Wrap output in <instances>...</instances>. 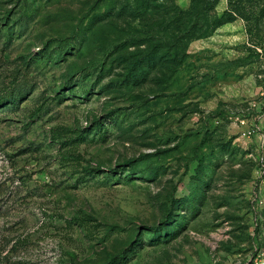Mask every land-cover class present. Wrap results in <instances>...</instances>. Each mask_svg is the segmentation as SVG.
Listing matches in <instances>:
<instances>
[{
  "label": "rangeland",
  "instance_id": "rangeland-1",
  "mask_svg": "<svg viewBox=\"0 0 264 264\" xmlns=\"http://www.w3.org/2000/svg\"><path fill=\"white\" fill-rule=\"evenodd\" d=\"M261 259L264 0H0V264Z\"/></svg>",
  "mask_w": 264,
  "mask_h": 264
},
{
  "label": "trees",
  "instance_id": "trees-1",
  "mask_svg": "<svg viewBox=\"0 0 264 264\" xmlns=\"http://www.w3.org/2000/svg\"><path fill=\"white\" fill-rule=\"evenodd\" d=\"M209 1H210V4H213L215 0H209ZM229 14H230V16L232 15V17H227L228 13H227V15L225 13L219 18L213 19L211 22V25L206 29V31H198L197 30L194 32L193 36L189 37V35L194 31L195 26L198 24L195 22V21H197V19H194V21L190 23V27H189L188 31L184 34H181L182 36H180V39L181 40L182 39L194 40V39H203V38L211 37L216 32V30L219 29L220 27H222L228 23L235 22L237 20L238 16L248 21V19H246V18H244V16L240 15L238 9L231 10V12ZM198 32L200 34L196 35Z\"/></svg>",
  "mask_w": 264,
  "mask_h": 264
},
{
  "label": "built area",
  "instance_id": "built-area-1",
  "mask_svg": "<svg viewBox=\"0 0 264 264\" xmlns=\"http://www.w3.org/2000/svg\"><path fill=\"white\" fill-rule=\"evenodd\" d=\"M253 264H264V260H256Z\"/></svg>",
  "mask_w": 264,
  "mask_h": 264
},
{
  "label": "crops",
  "instance_id": "crops-1",
  "mask_svg": "<svg viewBox=\"0 0 264 264\" xmlns=\"http://www.w3.org/2000/svg\"><path fill=\"white\" fill-rule=\"evenodd\" d=\"M236 22H238V21H235L233 24H235ZM232 24V23H231ZM230 23H228V24H226V25H224V26H222L221 28H223V27H226V26H228V25H231Z\"/></svg>",
  "mask_w": 264,
  "mask_h": 264
}]
</instances>
